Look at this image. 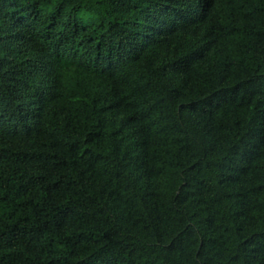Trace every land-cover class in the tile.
Instances as JSON below:
<instances>
[{
	"label": "trees",
	"instance_id": "obj_1",
	"mask_svg": "<svg viewBox=\"0 0 264 264\" xmlns=\"http://www.w3.org/2000/svg\"><path fill=\"white\" fill-rule=\"evenodd\" d=\"M0 264H264V0H0Z\"/></svg>",
	"mask_w": 264,
	"mask_h": 264
}]
</instances>
